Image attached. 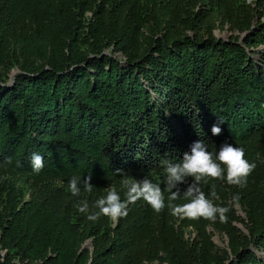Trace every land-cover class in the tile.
<instances>
[{
	"label": "trees",
	"instance_id": "1",
	"mask_svg": "<svg viewBox=\"0 0 264 264\" xmlns=\"http://www.w3.org/2000/svg\"><path fill=\"white\" fill-rule=\"evenodd\" d=\"M158 1L171 15L179 0ZM194 1L216 3L221 20L241 30L242 39L200 33V10L182 26L193 34L170 33L168 18L167 32L155 38L151 26L144 35L155 17L148 0H0V67L6 73L18 67L11 83L0 78V264H145L160 247L176 255L175 240L161 233L171 230L186 241L167 207L157 213L140 200L112 228L109 217L91 221L78 204L87 200L90 212L98 211L95 201L120 184L115 189L124 199L117 169L164 187L160 161L182 159L199 140L213 152L224 142L243 147L256 164L244 186L226 179L202 184L209 195L215 185L214 203L230 208L227 222L214 226L230 238L233 255L225 252L215 264H264V50L253 56L264 44V22H252L264 1ZM219 118L222 133L214 136ZM33 153L44 158L39 173ZM89 174L93 190L81 183L74 196L71 178ZM15 175L54 185L22 202ZM167 197L165 191L166 204ZM182 221L203 230L209 222ZM88 237L91 253L81 248ZM127 240L151 245L134 251ZM184 262L208 263L197 254Z\"/></svg>",
	"mask_w": 264,
	"mask_h": 264
},
{
	"label": "clouds",
	"instance_id": "2",
	"mask_svg": "<svg viewBox=\"0 0 264 264\" xmlns=\"http://www.w3.org/2000/svg\"><path fill=\"white\" fill-rule=\"evenodd\" d=\"M222 119L212 126V135L222 133ZM33 171L39 173L44 167V158L39 153H33L31 157ZM164 170V187L160 183H154L145 177L142 180L129 179L122 169H117L118 175L124 177L122 183L126 189L125 198L115 188H110L107 194L97 199L92 206L98 211L90 212L87 200L78 204L81 213H88L87 219L96 221L101 215L109 217L112 221L127 217L129 206L140 200L147 202L152 209L159 213L167 207L171 214L181 220L205 219L215 221L217 217L221 223L227 222L229 207L218 206L214 200L218 199L215 185L210 186V195L206 194L202 184L211 180H227V183L235 186H244L247 177L254 171L256 164L246 159L245 149L229 142L220 145L216 152L210 151L208 145L199 140L191 145L190 152H185L182 159H164L160 161ZM188 178L192 182L188 183ZM92 175L81 179L73 176L69 181V189L74 196L80 194L81 183L84 190H93ZM187 185L181 188V185ZM165 191L168 193L167 204ZM238 196L233 197L237 202ZM183 200L184 203H175Z\"/></svg>",
	"mask_w": 264,
	"mask_h": 264
},
{
	"label": "rangeland",
	"instance_id": "3",
	"mask_svg": "<svg viewBox=\"0 0 264 264\" xmlns=\"http://www.w3.org/2000/svg\"><path fill=\"white\" fill-rule=\"evenodd\" d=\"M148 15L152 14L155 16L149 22L150 25H145L143 34H150V27L152 26L153 36L156 38L161 34L167 32L166 28L164 27L167 24V20L169 18V32L174 33L175 35H181V30L184 29L183 24L185 20L188 18V15L191 12L200 10L202 13V19L200 21L199 32L202 33L205 31V34L211 33L216 37H220L223 39H232L234 36H238V40L242 39L243 32L238 28L232 27L229 22H225V20H221L220 15L218 12V7L216 3L209 1V4H201L199 1L194 0H179L175 4H173L172 14L168 15L165 11L164 3L158 0H148ZM264 1V0H263ZM200 14V15H201ZM89 15V13H88ZM151 17V15H150ZM161 18L162 22H161ZM253 24L261 25L264 22V5L259 8L252 19ZM159 25V26H158ZM185 32L189 34H193V31L190 29H184ZM264 50V44L259 46L255 49V51ZM106 52H112L113 55L118 56L120 59H124L123 54L119 51L113 52L112 48L107 47L105 48ZM255 52L253 56L258 59V52ZM5 68L0 67V78L5 79L6 83H11L14 80L15 74L18 72V67L14 66L8 71L5 72ZM12 180L15 182L16 186L21 188L23 193L22 202L29 199L32 195H37L41 197V191L51 190L52 184L47 183L46 180L44 181H34L30 177L15 175L12 176ZM121 185V184H120ZM117 185V186H120ZM117 186L113 185L112 188H117ZM110 189V188H109ZM236 209V214L239 216H244V213L241 211L239 205H234ZM217 218L215 221L209 220L208 224L205 225L204 230L200 227L196 228L192 224L185 225L181 219H178L174 222L173 227L178 231V234L181 233L186 243L182 240L174 238L172 235L171 230H167L166 232H162L161 234H166L169 239L175 240V246L177 247V254L174 255L173 252L169 249V247H157L153 246L152 249H158V257L153 259L143 258V263L145 264H187L182 263V259L185 261L193 260L194 256L197 254L202 256L207 262V264H215L221 258H226L224 255L231 257L232 253V246L231 241L228 235L223 231L219 230L214 226V223L218 221ZM109 222L112 228L117 226L118 221H112L109 218ZM238 228L242 232H246L244 225L241 221L234 222ZM114 235V233H110ZM129 237L125 234H121V239H128ZM182 242V243H181ZM127 244L129 249H133L134 251L137 250H144L145 248L150 247V243L144 241L132 242L127 240ZM145 244V245H144ZM144 245V246H143ZM253 247V245H250ZM81 248H86L91 253L93 249L92 244V237H88L84 242L81 244ZM258 251V254H262L261 251ZM5 249L0 248V257L4 258ZM193 264V263H188Z\"/></svg>",
	"mask_w": 264,
	"mask_h": 264
}]
</instances>
